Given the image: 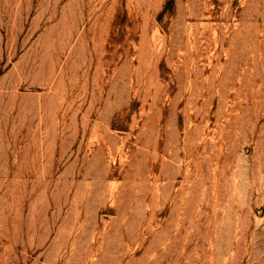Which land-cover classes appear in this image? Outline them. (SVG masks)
I'll return each instance as SVG.
<instances>
[{"label": "rangeland", "instance_id": "obj_1", "mask_svg": "<svg viewBox=\"0 0 264 264\" xmlns=\"http://www.w3.org/2000/svg\"><path fill=\"white\" fill-rule=\"evenodd\" d=\"M0 0V264H264V0Z\"/></svg>", "mask_w": 264, "mask_h": 264}, {"label": "trees", "instance_id": "obj_2", "mask_svg": "<svg viewBox=\"0 0 264 264\" xmlns=\"http://www.w3.org/2000/svg\"><path fill=\"white\" fill-rule=\"evenodd\" d=\"M172 2H173V0H169V1H168V3H167V6H166V8H168V7H169V5H171V4H172Z\"/></svg>", "mask_w": 264, "mask_h": 264}]
</instances>
